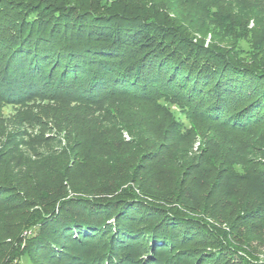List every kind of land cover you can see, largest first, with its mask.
<instances>
[{
  "label": "trees",
  "instance_id": "obj_1",
  "mask_svg": "<svg viewBox=\"0 0 264 264\" xmlns=\"http://www.w3.org/2000/svg\"><path fill=\"white\" fill-rule=\"evenodd\" d=\"M154 1L0 0V99L79 105L124 97L170 99L181 103L191 120L262 148L264 63L204 39L194 41L192 31L205 36L203 28L168 15ZM208 154L198 162L211 175L212 192L234 200L236 183L225 187L221 177L223 173L232 182L231 162L223 155L211 160ZM248 161L240 163L243 174L264 189V163L251 168ZM120 186L59 194L39 211L33 237L12 238L16 243L6 264H39L41 259L64 264H264L250 237L240 240L232 233L233 240L191 218L184 208L192 207L190 200L148 202ZM1 187L0 211L9 197H2ZM141 188V194L157 198ZM234 201V210L243 209ZM258 208L244 217L261 222L264 206Z\"/></svg>",
  "mask_w": 264,
  "mask_h": 264
},
{
  "label": "rangeland",
  "instance_id": "obj_2",
  "mask_svg": "<svg viewBox=\"0 0 264 264\" xmlns=\"http://www.w3.org/2000/svg\"><path fill=\"white\" fill-rule=\"evenodd\" d=\"M154 2L168 15L201 26L206 35L192 31L194 41L204 39L205 44L230 48L241 58L254 55L264 63V0ZM184 112L181 103L159 98L147 102L124 97L100 105L0 99V185L2 197L9 194L0 211V264H6L16 243L12 238L33 237L39 211L62 192L117 190L120 185L148 202L190 200L192 207L184 208L191 218L230 238L232 233L240 240L250 237L264 261V211L259 223L244 217L264 206V189L256 178L243 174L240 164L243 159L250 160L251 168L257 161L264 163V145H248L238 135L210 130ZM259 132L264 144V128ZM205 153L211 160L223 155L231 162L232 182L223 173L222 182L225 187L236 183L234 200L243 209L234 210L232 197L221 200L223 196L212 192L211 175L198 162ZM236 174L244 178L235 179ZM139 185L157 198L141 194ZM18 200L29 204L18 205ZM41 260L39 264H64Z\"/></svg>",
  "mask_w": 264,
  "mask_h": 264
}]
</instances>
